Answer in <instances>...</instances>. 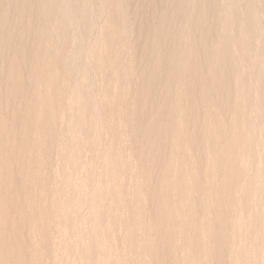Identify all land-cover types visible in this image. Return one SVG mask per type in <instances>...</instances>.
<instances>
[{
  "label": "rangeland",
  "instance_id": "1",
  "mask_svg": "<svg viewBox=\"0 0 264 264\" xmlns=\"http://www.w3.org/2000/svg\"><path fill=\"white\" fill-rule=\"evenodd\" d=\"M263 43L264 0H0V264H264Z\"/></svg>",
  "mask_w": 264,
  "mask_h": 264
},
{
  "label": "bare ground",
  "instance_id": "2",
  "mask_svg": "<svg viewBox=\"0 0 264 264\" xmlns=\"http://www.w3.org/2000/svg\"><path fill=\"white\" fill-rule=\"evenodd\" d=\"M222 2V1H221ZM232 2V1H231ZM228 3V2H227ZM258 3V2H257ZM59 4V3H58ZM67 4V3H66ZM80 4H81V2H80ZM70 6V5H69ZM242 6V5H241ZM176 7V6H175ZM174 7V8H175ZM71 8V7H70ZM168 9V8H167ZM236 9H237V7H236ZM72 10V9H71ZM171 10V9H170ZM226 10V9H225ZM228 11H229V9H228ZM263 11V10H262ZM215 12V11H214ZM253 12V11H252ZM221 13V12H220ZM240 13V12H239ZM77 14V13H76ZM215 14V13H214ZM228 14V13H227ZM157 15V14H156ZM250 15V14H249ZM221 16V15H220ZM222 16H224V15H222ZM230 16V15H229ZM228 16V17H229ZM232 16H233V14H232ZM42 17V16H41ZM249 17V16H248ZM216 18V17H215ZM233 19V18H232ZM220 20V19H219ZM158 21H159V19H158ZM162 21V20H161ZM230 21V20H229ZM239 21V20H238ZM251 21V20H250ZM242 22V21H241ZM231 23V22H230ZM243 23V22H242ZM185 24V23H184ZM232 24V23H231ZM245 24V23H244ZM246 25V24H245ZM13 26V25H12ZM229 27V26H228ZM239 28V27H238ZM185 29V28H184ZM227 29V28H226ZM245 29H247V28H245ZM165 31V30H164ZM169 31V30H168ZM255 31V30H254ZM152 32V31H151ZM168 33V32H167ZM231 33V32H230ZM253 33V32H252ZM262 33V32H261ZM235 34V33H234ZM237 34V33H236ZM199 36V35H198ZM170 37V36H169ZM239 37V36H238ZM242 38V37H241ZM247 38V37H246ZM252 38V37H251ZM180 39V38H179ZM183 39V38H182ZM249 39H250V37H249ZM149 40V39H148ZM231 40V39H230ZM233 40V39H232ZM244 40V39H243ZM247 40V39H246ZM234 41V40H233ZM232 41V42H233ZM172 42V41H171ZM186 42V41H185ZM230 42V41H229ZM253 42H255V41H253ZM187 43V42H186ZM236 44V43H235ZM252 44V43H251ZM264 44V43H263ZM23 45V44H22ZM171 45V44H170ZM169 45V46H170ZM190 45V44H189ZM257 45V44H256ZM259 46V45H258ZM157 47V46H156ZM182 47V46H181ZM242 48V47H241ZM264 48V47H263ZM249 49V48H248ZM98 50H99V48H98ZM154 50H155V48H154ZM229 50V49H228ZM245 50V49H244ZM190 51V50H189ZM215 51V50H214ZM213 51V52H214ZM221 51V50H220ZM227 51V50H226ZM225 51V52H226ZM243 51V50H242ZM247 51V50H246ZM99 52V51H98ZM102 52V51H101ZM154 52V51H153ZM200 52V51H199ZM245 52V51H244ZM165 53V52H164ZM221 53V52H220ZM249 53V52H248ZM213 54V53H212ZM223 54V53H222ZM228 54V53H227ZM165 56V55H164ZM187 56V55H186ZM203 56V55H202ZM215 56V55H214ZM237 56V55H236ZM241 56V55H240ZM220 57V56H219ZM210 58V57H209ZM218 58V57H217ZM254 58V57H253ZM211 59V58H210ZM219 60V59H218ZM263 60V59H262ZM171 62V61H170ZM246 62V61H245ZM218 63H219V61H218ZM152 65V64H151ZM219 65V64H218ZM252 65V64H251ZM120 66V65H119ZM209 66V65H208ZM253 66V65H252ZM251 66V67H252ZM116 67V66H115ZM217 67V66H216ZM221 67V66H220ZM248 67V66H247ZM259 67V66H258ZM264 67V66H263ZM233 68V67H232ZM111 69V68H110ZM217 69V68H216ZM231 69V68H230ZM252 69V68H251ZM171 71V70H170ZM252 72V71H251ZM208 74V73H207ZM152 75V74H151ZM230 75V74H229ZM240 75V74H239ZM156 76V75H155ZM160 76V75H159ZM174 76V75H173ZM246 76V75H245ZM257 76V75H256ZM258 76H259V74H258ZM234 77H235V75H234ZM220 78V77H219ZM113 79V78H112ZM203 79V78H202ZM215 79V78H214ZM115 80V79H114ZM197 80V79H196ZM157 81V80H156ZM205 81V80H204ZM235 81V80H234ZM115 82V81H114ZM154 82V81H153ZM168 82V81H167ZM206 82V81H205ZM242 82V81H241ZM165 84H166V82H165ZM151 86V85H150ZM169 86V85H168ZM222 86V85H221ZM174 87V86H173ZM223 87V86H222ZM237 87V86H236ZM242 87H243V84H242ZM115 88V87H114ZM179 88V87H178ZM201 88V87H200ZM155 89V88H154ZM243 89V88H242ZM150 90V89H149ZM162 90V89H161ZM165 90V89H164ZM178 90V89H177ZM176 90V91H177ZM201 90V89H200ZM223 90V89H222ZM159 91V90H158ZM166 93V92H165ZM121 94V93H120ZM171 94V93H170ZM105 95V94H104ZM103 95V96H104ZM245 95V94H244ZM39 96V95H38ZM39 98V97H38ZM113 98V97H112ZM79 99V98H78ZM117 99V98H116ZM80 100V99H79ZM254 101V100H253ZM191 102V101H190ZM171 104V103H170ZM238 104V103H237ZM252 104V103H251ZM238 106V105H237ZM252 107V106H251ZM212 108V107H211ZM236 108V107H235ZM92 109V108H91ZM116 109V108H115ZM71 110V109H70ZM157 110V109H156ZM101 111V110H100ZM232 111V110H231ZM252 111V110H251ZM262 111V110H261ZM102 112V111H101ZM84 114V113H83ZM98 114V113H97ZM159 114V113H158ZM110 116V115H109ZM184 116V115H183ZM197 116V115H196ZM242 116V115H241ZM185 117V116H184ZM207 117V116H206ZM241 118H243V117H241ZM216 119V118H215ZM27 120V119H26ZM211 121V120H210ZM243 125V124H242ZM255 125V124H254ZM262 125V124H261ZM245 126V125H244ZM259 126V125H258ZM75 127V126H74ZM260 127V126H259ZM195 128V127H194ZM241 128V127H240ZM262 128V127H261ZM75 129V128H74ZM200 129V128H199ZM205 130V129H204ZM245 132V131H244ZM259 132H261V131H259ZM264 133V132H263ZM233 134V133H232ZM244 134V133H243ZM258 137V136H257ZM260 137V136H259ZM112 144V143H111ZM250 144V143H249ZM246 146V145H245ZM242 147V146H241ZM115 149V148H114ZM243 150V149H242ZM240 151V150H239ZM114 177H116V176H113V178ZM114 181V180H113ZM136 212V211H135ZM133 213V212H132ZM133 216V215H132ZM167 217V216H166Z\"/></svg>",
  "mask_w": 264,
  "mask_h": 264
}]
</instances>
